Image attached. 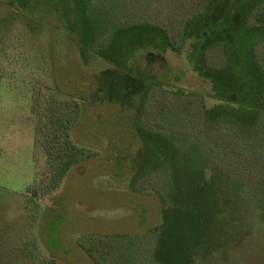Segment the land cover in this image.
Masks as SVG:
<instances>
[{"label": "rangeland", "instance_id": "rangeland-1", "mask_svg": "<svg viewBox=\"0 0 264 264\" xmlns=\"http://www.w3.org/2000/svg\"><path fill=\"white\" fill-rule=\"evenodd\" d=\"M262 6L0 0V264H264Z\"/></svg>", "mask_w": 264, "mask_h": 264}, {"label": "trees", "instance_id": "trees-1", "mask_svg": "<svg viewBox=\"0 0 264 264\" xmlns=\"http://www.w3.org/2000/svg\"><path fill=\"white\" fill-rule=\"evenodd\" d=\"M207 7L205 8L206 11ZM203 16V11L201 16ZM223 22V21H222ZM254 26L264 25V6L257 9L252 16L251 22ZM177 32V31H176ZM179 34H174L171 38L173 49L180 48L185 41V32L178 30ZM258 55V54H257ZM71 107V108H70ZM68 106L63 112V116L50 120V134L45 133L43 151L47 156L50 180L47 190H55L59 187L68 172L77 164L90 158L93 155L88 149L78 146L72 136L76 107ZM58 114V113H56ZM51 264H57L52 262Z\"/></svg>", "mask_w": 264, "mask_h": 264}]
</instances>
